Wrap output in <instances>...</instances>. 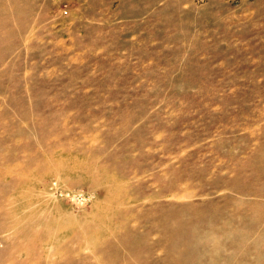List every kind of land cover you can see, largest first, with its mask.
I'll return each mask as SVG.
<instances>
[{
    "label": "rangeland",
    "instance_id": "rangeland-1",
    "mask_svg": "<svg viewBox=\"0 0 264 264\" xmlns=\"http://www.w3.org/2000/svg\"><path fill=\"white\" fill-rule=\"evenodd\" d=\"M263 154L264 0H0L6 232L46 230L8 262L109 264L191 204L189 254L119 264H264Z\"/></svg>",
    "mask_w": 264,
    "mask_h": 264
},
{
    "label": "bare ground",
    "instance_id": "bare-ground-1",
    "mask_svg": "<svg viewBox=\"0 0 264 264\" xmlns=\"http://www.w3.org/2000/svg\"><path fill=\"white\" fill-rule=\"evenodd\" d=\"M258 116V115H257ZM255 117V116H254ZM262 156V154L260 155ZM259 156V157H260ZM257 157V158H259ZM264 157V154H263ZM264 171V167L262 169L259 168V172H256L255 175L260 174V171ZM235 184V183H234ZM233 186V185H232ZM235 186V185H234ZM242 189V188H240ZM172 196H176L177 193L169 188ZM9 202V197L0 196V234L3 236L0 238V264H25L23 261H14L8 262L7 259L14 255V253L21 252L27 249H32L33 251H38L40 242L37 240L38 236H43L44 230H40L38 227L30 226L27 228L18 229L16 231L18 238L16 240H10L8 238V233L6 232L9 229V224L4 222L5 217L11 214L9 210H5L4 205ZM191 205V204H190ZM190 205H185L177 208V214L165 216L161 218L154 225H165L163 234L159 235L156 239L152 241H143V242H133L129 243V240L126 236H122L119 239H114L110 243L112 247L108 249V251H104V254L109 257V264H119L121 261L127 262V255L125 253H121L120 247L133 245L134 247L145 246L149 251H154L156 247L160 244V240L164 239L167 241L165 245V250L168 255L177 247H181L185 254H189L194 247L193 243H198L196 238L199 237L197 227L200 223L207 220V217H203L202 219L194 220V216L196 214V209H192V214L187 218H179L178 214L180 212L188 211L191 209ZM169 208H173L169 206ZM174 216L173 218H170ZM201 228V227H200ZM201 237V236H200ZM201 247V246H198ZM201 249V248H198ZM194 252V251H193ZM137 256V254H135ZM135 258V257H134ZM170 257H165L161 260L159 259H151L150 257H143L141 262L143 264H170ZM130 259V258H129ZM133 260V257L130 259ZM135 261V260H134ZM38 261H36V264ZM135 263V262H134ZM83 264V263H82Z\"/></svg>",
    "mask_w": 264,
    "mask_h": 264
},
{
    "label": "built area",
    "instance_id": "built-area-1",
    "mask_svg": "<svg viewBox=\"0 0 264 264\" xmlns=\"http://www.w3.org/2000/svg\"><path fill=\"white\" fill-rule=\"evenodd\" d=\"M70 198L77 203H86L91 200V195L87 192H72L69 193Z\"/></svg>",
    "mask_w": 264,
    "mask_h": 264
}]
</instances>
